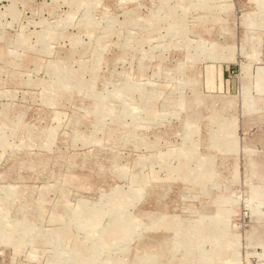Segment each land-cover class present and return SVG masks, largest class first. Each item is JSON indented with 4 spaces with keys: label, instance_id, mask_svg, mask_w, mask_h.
Here are the masks:
<instances>
[{
    "label": "rangeland",
    "instance_id": "1",
    "mask_svg": "<svg viewBox=\"0 0 264 264\" xmlns=\"http://www.w3.org/2000/svg\"><path fill=\"white\" fill-rule=\"evenodd\" d=\"M261 135L264 0H0V264L264 262Z\"/></svg>",
    "mask_w": 264,
    "mask_h": 264
},
{
    "label": "crops",
    "instance_id": "2",
    "mask_svg": "<svg viewBox=\"0 0 264 264\" xmlns=\"http://www.w3.org/2000/svg\"><path fill=\"white\" fill-rule=\"evenodd\" d=\"M258 141H263L264 142V135H261L260 137L257 138ZM261 158L264 160V154L261 155ZM263 167V166H262ZM264 168V167H263Z\"/></svg>",
    "mask_w": 264,
    "mask_h": 264
},
{
    "label": "built area",
    "instance_id": "3",
    "mask_svg": "<svg viewBox=\"0 0 264 264\" xmlns=\"http://www.w3.org/2000/svg\"><path fill=\"white\" fill-rule=\"evenodd\" d=\"M259 264H264V262H261V263H259Z\"/></svg>",
    "mask_w": 264,
    "mask_h": 264
}]
</instances>
